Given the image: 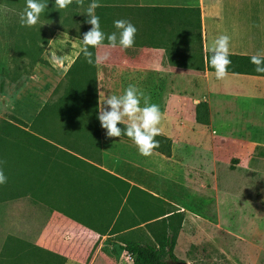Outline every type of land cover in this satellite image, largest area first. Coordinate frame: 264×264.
I'll return each instance as SVG.
<instances>
[{
  "label": "crops",
  "instance_id": "crops-1",
  "mask_svg": "<svg viewBox=\"0 0 264 264\" xmlns=\"http://www.w3.org/2000/svg\"><path fill=\"white\" fill-rule=\"evenodd\" d=\"M90 2L86 0L85 8L78 10L86 20V7ZM98 2L102 7L96 9V15L106 35L117 31L114 21L119 19L130 21L137 28L132 48L99 50L107 51L110 59L96 65L98 112L100 103L102 105L108 96L123 95L129 85H135L151 96V103L159 106L160 135L171 141L170 156L154 151L149 157L155 156V161L158 156L170 159L175 146L198 139L226 137L229 138L226 141L236 140L233 144L241 146V152L250 154V160L255 158L257 148L264 154V73L255 72L252 64L248 69L243 68L244 71L228 72L224 80H217L207 64V55L212 54L214 41L220 35L230 37L229 56L249 58L250 61L245 62H251L252 55L264 52V0ZM90 28L87 23L71 29L55 28L41 55L54 67L46 80L39 78L38 97L45 99L43 105L48 97L54 99L62 93L65 75L82 52L80 40ZM104 43L107 44V40ZM13 46L14 40L11 42L0 35V65H11ZM51 51L63 58V64L51 62ZM37 66L33 79L38 78L42 64ZM47 81H56L50 92ZM199 104L207 106L206 124L197 122ZM77 146L89 156L65 150L78 160L64 155V168L55 165L53 175L50 173L54 177L56 195L54 210L36 220L39 225L36 234L23 238L33 256L30 264H133L127 252L103 249L104 242L133 229L145 228L151 222H143L144 217L138 218L140 215L138 222L135 220L139 226L109 235L119 213H116L117 194L120 186L122 190L125 187L107 174L130 185L128 193L132 194L134 205L129 209H134L135 205L159 204L158 195L142 186L139 180L154 176L156 169L142 164L144 156L133 141L123 137L109 139L104 131L100 132L97 147L89 145L84 149L81 142ZM58 155L59 151L54 150L53 160L60 163ZM108 193L110 208L105 199ZM127 225V221H123L120 227L124 229ZM142 235L143 232L137 236ZM4 254L0 249V264H14V259Z\"/></svg>",
  "mask_w": 264,
  "mask_h": 264
},
{
  "label": "rangeland",
  "instance_id": "rangeland-1",
  "mask_svg": "<svg viewBox=\"0 0 264 264\" xmlns=\"http://www.w3.org/2000/svg\"><path fill=\"white\" fill-rule=\"evenodd\" d=\"M14 19L15 12L0 5V35L11 42ZM33 29L37 31L36 26L30 28ZM54 30V26L44 27L46 37L48 31L52 37ZM36 67L26 71L18 68L20 75L15 77L12 63L0 65V121L17 118L28 125L33 121L45 102L38 97L40 79L46 80L54 69L50 64L42 65L37 72L38 78L33 79ZM55 83L47 81L48 92ZM52 98L48 97L47 101ZM226 139L229 138L198 139L175 146L170 159L158 156L155 161V156H144L142 164L148 168L152 165L156 174L139 180L142 186L158 195L159 204L153 207L135 205L134 209L128 206L129 213L126 211L121 219H116L113 227L120 230L123 221L135 225L137 216L141 215L138 218L142 220L144 214L157 211L179 213L170 224L176 233L173 252L180 261L188 264H264V154L257 148L255 158L250 160V154L241 152V146L233 144L236 140ZM26 210L24 216H20L23 210L17 206L8 210L11 216L21 217L22 224L16 228L19 233L6 234L0 242V249L5 256L14 259V264L32 262L30 245L23 240L26 236L22 234L32 236L39 225L34 218L28 217L31 209ZM147 228L133 229L107 239L103 249L121 250L122 237L138 238L142 232V236L151 237Z\"/></svg>",
  "mask_w": 264,
  "mask_h": 264
},
{
  "label": "trees",
  "instance_id": "trees-1",
  "mask_svg": "<svg viewBox=\"0 0 264 264\" xmlns=\"http://www.w3.org/2000/svg\"><path fill=\"white\" fill-rule=\"evenodd\" d=\"M42 2L48 4V7L41 13L40 20L36 25L37 31H35L34 29L30 30L29 27H22L20 23V14L26 7V0H0V5L15 12L14 51L11 62L14 66L15 77L20 75V72L17 71L18 68L26 71L27 68L37 64H48L41 58L43 49L51 37L50 31L46 37L44 27L71 29L86 25V17L79 13L78 10L81 8L76 6L75 0L65 10L55 8V0H42ZM90 51L93 52V59H95L94 49H90ZM211 55H207V64L208 69L214 71L208 63ZM229 59L231 64L228 67V72L244 71L252 65L251 62H245L249 58L229 56ZM65 76L66 84L62 93L51 101H47L29 125L17 118H12L14 121H0V161L4 162L0 164V167L3 168L7 177V183L0 185V242L5 239L6 234L18 232L16 228L22 224L21 217L11 216L12 214L8 212L11 208L17 206L23 210L20 211V216H24L26 208L31 209L28 217L35 220L54 210L56 195L53 192L54 177L50 176V173L53 175L55 165L57 168H64V155L77 159L65 150L89 156L87 152L80 151L78 143L81 142L84 149L89 145L97 147L100 132H106L98 120L96 64H88L81 52ZM196 112L197 122L206 124L208 122L207 106L199 104ZM118 127L123 130L125 125L120 124ZM121 137L131 140L125 135ZM155 139L159 141L160 146L154 151L169 157L170 139L162 135L156 136ZM54 150L59 151V155L56 157H61L62 162L53 160ZM107 176L125 187L122 190L120 186L117 194L116 213L119 212L117 219H121L126 211L129 213L127 207L134 205L133 196L128 193L130 185L109 174ZM133 188L141 191L136 187ZM141 192L144 193V191ZM149 196L152 197V195ZM62 198L64 200V195ZM105 199L109 205V193ZM176 214L179 213L157 211L144 214L143 222H151L145 226L148 227V236L151 234V237L140 236L133 239L122 237V245L119 248L133 258V264L185 263L180 261L173 252L176 233L171 228L170 221L176 217ZM113 216L115 217V215ZM135 226H139V224L129 225L120 230L113 227L108 233L113 235L135 228ZM22 236L25 235L22 234Z\"/></svg>",
  "mask_w": 264,
  "mask_h": 264
},
{
  "label": "clouds",
  "instance_id": "clouds-1",
  "mask_svg": "<svg viewBox=\"0 0 264 264\" xmlns=\"http://www.w3.org/2000/svg\"><path fill=\"white\" fill-rule=\"evenodd\" d=\"M74 0H55V8L60 10L67 9ZM76 6L85 8L86 0H75ZM48 4L42 0H26V7L20 14V23L22 27H34L40 20L41 13ZM102 7L98 0H91L87 4L85 15L87 24L91 25L88 32L84 33L82 42V54L88 64L95 63L99 65L110 59V54L105 51L101 53L100 49H130L135 44L137 28L130 21L119 19L114 21V27L117 30L106 35L100 27V18L96 15V9ZM107 40V44H105ZM228 35H220L212 47V55L208 61L214 69V75L217 80H224L228 76V67L231 64L229 59ZM90 49H97L95 59ZM51 62L54 65L63 64V58L51 51ZM251 63L255 66V72L264 73V52L251 56ZM100 93V100H101ZM143 101V106H141ZM107 106V107H105ZM98 120L101 127L106 130L107 137L120 138L122 135L130 138L136 145L142 156L149 157L157 149L159 141L155 139L161 134L159 125L162 120V113L157 104L151 103V96L139 90L135 85H129L123 95H110L100 103ZM123 124L122 130L118 125ZM0 161V164H3ZM7 183V177L3 168L0 167V185Z\"/></svg>",
  "mask_w": 264,
  "mask_h": 264
},
{
  "label": "water",
  "instance_id": "water-1",
  "mask_svg": "<svg viewBox=\"0 0 264 264\" xmlns=\"http://www.w3.org/2000/svg\"><path fill=\"white\" fill-rule=\"evenodd\" d=\"M183 264H186V263H183Z\"/></svg>",
  "mask_w": 264,
  "mask_h": 264
}]
</instances>
